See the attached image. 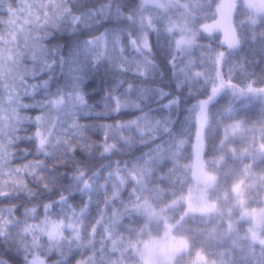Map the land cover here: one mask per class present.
<instances>
[{
    "label": "snow or ice",
    "instance_id": "1",
    "mask_svg": "<svg viewBox=\"0 0 264 264\" xmlns=\"http://www.w3.org/2000/svg\"><path fill=\"white\" fill-rule=\"evenodd\" d=\"M0 264H264V0H0Z\"/></svg>",
    "mask_w": 264,
    "mask_h": 264
}]
</instances>
